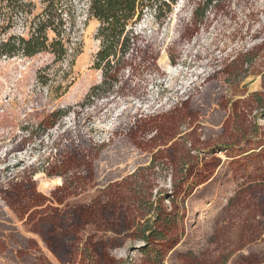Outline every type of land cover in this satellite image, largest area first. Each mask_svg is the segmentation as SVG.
<instances>
[{
  "label": "rangeland",
  "instance_id": "374dc122",
  "mask_svg": "<svg viewBox=\"0 0 264 264\" xmlns=\"http://www.w3.org/2000/svg\"><path fill=\"white\" fill-rule=\"evenodd\" d=\"M25 1L29 17L41 12ZM61 1L78 19L63 61L0 56V264H264V0H219L200 22L190 0L146 12L139 48L158 58L122 73L134 95L94 100L99 24L83 1ZM29 17L0 39L26 37ZM188 149L200 161L186 184L211 175L175 196ZM111 194L142 201H111L94 239L79 242L75 207ZM158 199L176 218L166 242L147 245L134 231ZM127 209L146 217L118 216Z\"/></svg>",
  "mask_w": 264,
  "mask_h": 264
},
{
  "label": "trees",
  "instance_id": "16d2710c",
  "mask_svg": "<svg viewBox=\"0 0 264 264\" xmlns=\"http://www.w3.org/2000/svg\"><path fill=\"white\" fill-rule=\"evenodd\" d=\"M43 8L37 15H31L29 8L32 2L25 0H1L0 13V36L10 29L14 19L19 15L28 16L29 32L26 37L10 35L0 39V56L13 57L21 55L32 57L39 53H49L53 56L54 62L63 61L68 54V45L71 42V32L77 23L76 9L73 6L64 5L61 0H39ZM85 6V21L94 19L99 26L96 38L100 41V47L94 59L93 68L101 71V83L90 88L87 97L98 99L102 96L127 97L134 95L133 90H126L123 86V75L125 70L131 71V75L138 71L139 67L149 70L158 58V52H141L139 42L141 41L140 25L146 12L153 11L156 17H160L163 10L170 11L172 5L178 0H80ZM194 5L192 18L194 21H201L206 11L218 4L219 0H190ZM7 10V11H6ZM29 10V11H28ZM140 53L141 56H138ZM147 56V57H146ZM140 58V59H139ZM138 59V62L136 61ZM145 63V64H144ZM148 63V67L146 64ZM140 68V69H141ZM119 84V85H118ZM114 90V87L117 86ZM195 159V160H194ZM198 155L194 157L191 149L185 150L183 157L177 163L180 166L178 173H175L171 190L177 196L183 194L188 196L193 188L204 182L211 175L207 172L190 184H186L191 174L188 168L199 164ZM174 161H170L169 165ZM192 162V163H191ZM69 164L65 165L63 160H56L55 167L61 169L66 167L65 173L71 174ZM167 165V164H166ZM177 164H175L176 166ZM52 169V166L49 170ZM58 173V172H57ZM109 197V198H108ZM141 196H117L111 194L107 197L98 196L93 203L80 204L75 207L70 218V224L76 230L79 242L94 239L93 234L97 228V219L100 218L96 212L104 215L107 209L112 206V202L122 206L129 204L134 207L140 203ZM159 203V199L157 200ZM86 206V207H85ZM100 208V210H98ZM102 208V209H101ZM106 208V211L104 210ZM127 212L120 211L118 216L131 218L132 220L143 219L146 215L138 214L136 210L127 209ZM175 219L173 211L167 212L160 203L152 209V215L146 219V225H140L135 229L134 234L139 240L147 245L159 241L166 242L165 232H167L169 219ZM174 225V221L172 222Z\"/></svg>",
  "mask_w": 264,
  "mask_h": 264
}]
</instances>
